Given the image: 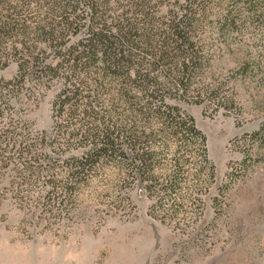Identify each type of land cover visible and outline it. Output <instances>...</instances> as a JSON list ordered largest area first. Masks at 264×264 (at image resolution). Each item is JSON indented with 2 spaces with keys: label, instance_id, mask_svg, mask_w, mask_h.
I'll return each mask as SVG.
<instances>
[{
  "label": "trees",
  "instance_id": "1",
  "mask_svg": "<svg viewBox=\"0 0 264 264\" xmlns=\"http://www.w3.org/2000/svg\"><path fill=\"white\" fill-rule=\"evenodd\" d=\"M263 25L264 0H0V67L17 66L0 83L3 190L51 226L72 216L84 188H123L114 208L138 185L150 215L189 227L215 167L177 100L233 107L210 60L229 46L227 29ZM254 58L240 75L263 69ZM41 86L56 87L49 129L32 128L9 101Z\"/></svg>",
  "mask_w": 264,
  "mask_h": 264
},
{
  "label": "rangeland",
  "instance_id": "2",
  "mask_svg": "<svg viewBox=\"0 0 264 264\" xmlns=\"http://www.w3.org/2000/svg\"><path fill=\"white\" fill-rule=\"evenodd\" d=\"M260 27L259 32L256 26L227 29L229 46L216 50L210 60L208 72L227 81L221 92L234 96L233 107L177 100L205 134L215 167L196 221L180 230L153 217L151 200L138 185L129 190V205L116 201L113 208L114 195L124 191L114 185L108 194L84 188L72 216L46 226L44 218L20 207L8 188L3 190V180L0 264H264V43L256 40L264 37V25ZM251 57H260L263 69L240 75L238 67ZM16 68L15 62L0 67V83ZM55 92V86H41L31 97L11 95L9 101L32 128L49 129ZM123 204L125 210L119 208Z\"/></svg>",
  "mask_w": 264,
  "mask_h": 264
}]
</instances>
